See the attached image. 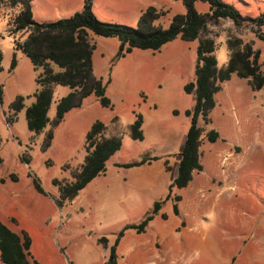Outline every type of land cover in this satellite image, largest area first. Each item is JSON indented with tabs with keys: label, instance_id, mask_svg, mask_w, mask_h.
<instances>
[{
	"label": "rangeland",
	"instance_id": "374dc122",
	"mask_svg": "<svg viewBox=\"0 0 264 264\" xmlns=\"http://www.w3.org/2000/svg\"><path fill=\"white\" fill-rule=\"evenodd\" d=\"M222 1L237 10L238 24L207 17L199 36L214 41L217 68L225 66L229 45L250 46L260 53L261 63L264 0ZM83 3L32 0L33 20L49 23L69 18L82 10ZM20 9L0 0V220L12 231L28 235L30 264H264V85L254 91L235 74L221 84L216 106L208 115L210 124L202 126V171L193 173L186 188H173L144 233L126 231L111 256L118 232L138 225L153 208L130 209L122 202L125 194L153 188L159 202L168 191L165 183L171 169L177 168L190 124L184 112L194 105L193 95L185 94L183 87L195 78L198 40L176 39L158 51L133 49L112 65L117 39L90 35L93 76L102 83L110 78L106 96L112 109L90 95L55 123L56 104L70 92L56 87L48 111L50 123L34 134L27 129L24 110L11 117L14 122L8 121L11 106L19 98L25 108L31 106L39 90V71L16 48L20 34L12 33V21ZM148 9L156 16L153 25L162 29L185 12L181 0H92L99 21L134 28ZM195 9L201 14L208 11L203 3ZM134 114L143 118L142 141L130 137ZM96 121L107 127L106 138L120 139V150L106 162L105 175L59 205L53 182L72 181V173L83 164L85 137ZM211 129L219 134L213 144L205 138ZM145 157L158 160L132 168L113 166ZM34 181L43 193L36 191ZM199 191H203L200 204ZM175 196H181L180 202H175ZM101 238L105 242L100 243ZM147 243L153 253L141 254Z\"/></svg>",
	"mask_w": 264,
	"mask_h": 264
},
{
	"label": "trees",
	"instance_id": "16d2710c",
	"mask_svg": "<svg viewBox=\"0 0 264 264\" xmlns=\"http://www.w3.org/2000/svg\"><path fill=\"white\" fill-rule=\"evenodd\" d=\"M31 1L8 0L10 6L21 7L19 14L12 21V33L20 34L19 39L15 41L16 48L27 56L34 69L39 71L36 78L39 90L34 94L35 102L29 107L25 108L23 99L19 98L11 106L13 114L8 121L14 122L11 117L24 110L27 129L34 134H40L50 123L48 111L56 87H67L70 92L60 98L56 104L55 123L62 121L67 112L80 106L82 100L90 95H94L102 107L112 109L111 101L106 96V87L110 84V78L102 83L101 79L97 80L93 76L94 45L90 42V35L117 39L119 44L112 65L131 53L133 49L158 51L176 39L186 43L198 40L195 78L183 87L185 94L193 95L194 105L191 110L184 112L190 124L179 152L177 175L169 185L164 200L155 202L149 215L138 225H127L118 232L110 248L111 256H115L116 248L126 231L144 233L163 204L171 198L173 188H186L193 179V173L202 171L200 161L201 136L204 131L202 126L210 124L208 115L216 106L215 94L222 89L221 84L229 81L235 74L247 80L252 90H260L264 85V59L259 63L260 53L254 52L250 46L240 48L229 45L230 54L225 66L217 68L214 41L199 39V36L205 28L207 17L214 20L228 18L238 24L239 13L222 0H181L185 8L184 14L175 16L166 29L153 25L156 17L153 9H148L139 17L136 28L101 22L93 14L92 0H84L82 10L69 18L49 23H36L33 20ZM197 3L207 5L206 14H201L195 9ZM15 63L13 59L12 67ZM134 116V122L130 126V137L132 140L142 141L143 118L140 114ZM106 129L102 122L96 121L85 137L83 164L79 170L72 173V181L53 182L58 189L59 205L73 200L88 184L103 175L106 172V162L120 150V139L106 138ZM205 138L213 144L219 140V134L211 129L206 132ZM48 139L49 136H47V146ZM23 160L26 161L25 158ZM155 160L158 158L145 157L139 162L121 164L118 167H138ZM165 168L168 170L167 166ZM33 186L36 191L43 193L35 181ZM174 200L180 202L181 196H175ZM173 212L178 215V205H173ZM99 242H105V238H101ZM30 247L31 241L26 233H16L0 221L1 264H30ZM34 264L38 263L34 262Z\"/></svg>",
	"mask_w": 264,
	"mask_h": 264
},
{
	"label": "crops",
	"instance_id": "0c3cea01",
	"mask_svg": "<svg viewBox=\"0 0 264 264\" xmlns=\"http://www.w3.org/2000/svg\"><path fill=\"white\" fill-rule=\"evenodd\" d=\"M184 142V141H183ZM183 145V144H182ZM182 148V147H181ZM181 150V149H180ZM151 163H149V164H147V165H150ZM118 165H121V164H119V163H116V162H114L113 163V166L114 167H118ZM107 170V169H106ZM164 170H165V172L166 173H169V171H167L166 170V168L164 167ZM106 173V172H105ZM105 173L103 174V175H105ZM103 175H101V176H103ZM176 175H177V168L176 169H171V173H169V179L167 180V182L165 183V186H166V188H167V190H168V187H169V185L172 183V181H173V179L176 177ZM193 176H194V174H193ZM152 178V177H151ZM192 181H193V179H192ZM191 181V182H192ZM190 182V183H191ZM189 183V184H190ZM167 192L168 191H166V193H165V195L164 196H166V194H167ZM153 193H154V190H153V188L151 189V188H145V189H135V190H131V191H129V192H127V194H125V196H124V199H123V203L125 204V205H127V207H129L130 209H132V208H137V207H141V206H144V207H146V208H152L153 207V205H154V203L155 202H157L156 200H155V196L153 195ZM198 194H199V198H198V200H199V202H198V204H200L201 203V201H202V196H203V191H199L198 192ZM1 221V220H0ZM5 224V223H4ZM6 225V224H5ZM121 242V241H120ZM120 244V243H119ZM119 246V245H118ZM142 246V245H141ZM140 246V247H141ZM146 246L147 247H144V248H142L140 251V253L141 254H144V253H153V249H152V247L149 245V243H147L146 244ZM146 248V249H145ZM134 251H135V249H133V248H131V249H129V253L130 254H133L134 253ZM0 264H1V262H0Z\"/></svg>",
	"mask_w": 264,
	"mask_h": 264
}]
</instances>
